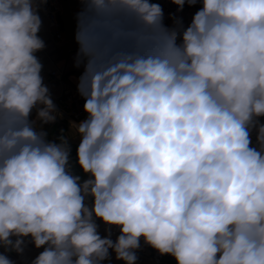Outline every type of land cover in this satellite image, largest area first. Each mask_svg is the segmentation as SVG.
Returning a JSON list of instances; mask_svg holds the SVG:
<instances>
[{"label": "clouds", "instance_id": "obj_1", "mask_svg": "<svg viewBox=\"0 0 264 264\" xmlns=\"http://www.w3.org/2000/svg\"><path fill=\"white\" fill-rule=\"evenodd\" d=\"M46 2L0 0V264L26 240L31 264H137L141 241L264 264V0H170L199 5L187 26L151 0H79L83 180L44 129L62 116L36 56Z\"/></svg>", "mask_w": 264, "mask_h": 264}, {"label": "crops", "instance_id": "obj_2", "mask_svg": "<svg viewBox=\"0 0 264 264\" xmlns=\"http://www.w3.org/2000/svg\"><path fill=\"white\" fill-rule=\"evenodd\" d=\"M59 5V20L62 26V37L58 39L55 37L54 27L46 17L43 5L39 9V15L42 20V26L38 33L39 37L44 41L45 48L36 53V56L42 64L41 75L43 77V82L49 88L51 98L56 100L60 98L67 85L72 91H77L78 78L82 74L83 66L77 68L74 66V57L76 56L78 45L75 41V31H76V13L80 10L81 5L79 0H53ZM151 2L159 3L161 6L170 2V0H151ZM188 7V5H186ZM166 26H172V22ZM53 71L58 72L63 75L64 80L67 85L61 83L59 80L51 78V73ZM35 113H33V116ZM59 119V118H57ZM60 122H66L64 119L60 118ZM55 123L44 125V129L53 127ZM58 124H61L58 122ZM57 125V124H56ZM55 129H58L55 126ZM66 134L70 139H76L78 136L75 130L68 126L65 128ZM99 223V222H98ZM100 234L105 235L104 225H100ZM151 250L148 253L143 250H139L137 264H156L153 258V252L155 251L151 247L145 245ZM43 249H36L34 245L26 240L24 251L22 254H17L16 252H7L11 260L15 264H31V261L39 254ZM2 248L0 252H3ZM106 264H123L122 261L115 260L114 254L110 262L106 261ZM162 264H176L173 257L165 255Z\"/></svg>", "mask_w": 264, "mask_h": 264}, {"label": "built area", "instance_id": "obj_3", "mask_svg": "<svg viewBox=\"0 0 264 264\" xmlns=\"http://www.w3.org/2000/svg\"><path fill=\"white\" fill-rule=\"evenodd\" d=\"M43 8L45 10L46 17L49 19L51 24L54 27L55 37L60 39L62 37V26L59 20V5L57 2L53 0H47L46 3L43 4ZM164 11V24L173 23L172 19H170V14H174L178 17L183 19V23L187 26L193 14L198 10L199 5L194 7H187L185 5L182 12H177L176 5L168 2L162 6ZM83 72V70H82ZM51 78L55 80H59L61 83L67 85V82L64 80L63 75H60L58 72L53 71L51 73ZM56 105L57 111L62 114V116L58 118H62L70 124L71 122H79L81 120L86 119V114L83 111V104L84 100L80 97L77 91H72L69 86L67 85L66 89L64 90L63 95L53 100ZM118 230L113 229L112 231V238L115 239L118 235ZM103 236V235H101ZM2 248H0L1 251ZM141 250L151 253V250L145 246L143 241H141ZM153 258L156 264H162V260L164 256L159 255L156 251L153 252ZM106 264V262H105Z\"/></svg>", "mask_w": 264, "mask_h": 264}, {"label": "water", "instance_id": "obj_4", "mask_svg": "<svg viewBox=\"0 0 264 264\" xmlns=\"http://www.w3.org/2000/svg\"><path fill=\"white\" fill-rule=\"evenodd\" d=\"M53 127H49L47 129H45V131L47 132V139L49 140H56V142L58 143L59 141L56 139L57 137L61 136V135H66L65 131L61 132L62 129H56L55 130V135L53 136L52 130ZM70 146H71V154H70V163L72 166V171L74 174L76 175H80L82 180L86 179L87 177L83 174L82 170L79 168L78 164L76 163V149L78 144L75 142H72L69 140Z\"/></svg>", "mask_w": 264, "mask_h": 264}, {"label": "rangeland", "instance_id": "obj_5", "mask_svg": "<svg viewBox=\"0 0 264 264\" xmlns=\"http://www.w3.org/2000/svg\"><path fill=\"white\" fill-rule=\"evenodd\" d=\"M59 119H60V118H59ZM59 119H57V123H56L57 125H56V124H55V125L53 124V129H52V130H53V131H52L53 136L55 135V130H56V129H55V126H56L58 129H63V130L65 131V133H66V129H65V128L68 127V126H70V124H69L67 121H66V122H60ZM58 122L61 123V124H58ZM66 135H67V134H66ZM69 140L72 141V142H75V143H77V144L79 143V137L77 138V140H76V139H75V140H74V139H70V138H69Z\"/></svg>", "mask_w": 264, "mask_h": 264}]
</instances>
